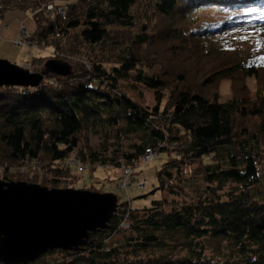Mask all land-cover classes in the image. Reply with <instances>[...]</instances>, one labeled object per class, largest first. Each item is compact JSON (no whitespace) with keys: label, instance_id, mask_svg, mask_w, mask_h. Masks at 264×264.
Segmentation results:
<instances>
[{"label":"trees","instance_id":"16d2710c","mask_svg":"<svg viewBox=\"0 0 264 264\" xmlns=\"http://www.w3.org/2000/svg\"><path fill=\"white\" fill-rule=\"evenodd\" d=\"M49 3L65 13L48 14ZM17 7L33 13L31 35L39 49H50L28 62L34 72L56 59L72 73H50L37 87H0L1 180L66 189L81 175L61 165L74 151L86 167L121 175L124 165L135 174L146 149L169 154L151 206L119 203L87 246L28 264H264V99L206 94L225 78L234 86L242 76L264 80V0H172L168 10L159 0H0L1 15ZM203 9L227 16L199 21ZM93 25L102 31L97 41L88 38ZM235 29L256 30L260 41L238 48L231 37L214 53L235 59L201 87L188 84L185 72L176 79L145 60L146 48L158 43L196 41L209 53L216 47L203 41ZM125 82L154 91L155 105L135 101ZM91 136L99 137L97 146ZM26 163L35 167L24 175ZM187 174L201 177L202 186L187 192ZM120 233L123 241L109 242Z\"/></svg>","mask_w":264,"mask_h":264},{"label":"rangeland","instance_id":"374dc122","mask_svg":"<svg viewBox=\"0 0 264 264\" xmlns=\"http://www.w3.org/2000/svg\"><path fill=\"white\" fill-rule=\"evenodd\" d=\"M171 5L172 0H159V6L163 10L170 9ZM226 16L227 13L215 9H203L195 14V17L199 21H215ZM21 26L25 27L31 34L35 31L37 25L33 13L30 10H23L17 7L14 9H7L2 15L0 14V58L23 67L28 65V62L39 54L50 55V49H36L28 45H17L16 41L21 38ZM91 27L92 29L88 33V38L91 41H97L100 38L102 31L95 25ZM81 29H83V27H81ZM256 33V30L235 29V31H229L228 33L215 36L211 40H205L203 42L207 47H216L209 53L202 51V48L199 47V42L196 41H191L187 44L178 41L169 42L167 44L158 43L154 46L149 45L144 52L145 60L153 63L159 72H168L171 75H174L176 79H178L180 74H184L183 72H185L188 84L195 87H201L207 74L223 67L222 65H226L235 59L231 53L224 51L214 53L218 48L221 49V45L226 41H229L231 37H234L235 40H237V43L234 45L237 47L243 46L244 48H249L260 41V39L257 38ZM242 37L243 39L240 40ZM97 49L100 50L99 48ZM173 80L174 78L171 81ZM237 82H239L237 83V86H234V82L231 79H222L220 82H217L214 86L210 87L209 90L207 89L206 94L212 95L213 93H219L220 99L223 101L229 100L234 96L243 95H246L253 100L261 95L264 99L263 79H258L254 76H242L240 81ZM122 85L125 91L141 105H155L156 94L154 91L148 90L142 85H132L126 82ZM90 142L93 146H97L100 139L97 136H91ZM130 143L131 142L126 141L123 144L124 149H128ZM168 158L169 154L164 150L160 152L157 159L148 163H140L135 168V174L130 179L131 185L127 188H117V184L119 183L118 178L121 175V171L112 167H99L97 169L87 167L85 172L81 173L80 176L70 177V181L67 182L69 183L68 188L74 187L75 189H87L101 193H112L118 198L119 203L128 201L133 208L148 207L151 206L153 200H156L161 196L159 190L156 192H153V190L155 184L158 182L157 175ZM34 167L33 163H26L24 166L20 167V171L22 174L27 175L32 168L34 169ZM73 169L76 171L75 173L78 172V167H73ZM40 172L43 174V169L41 170L40 168ZM24 181L41 184L30 182L28 180ZM146 181L147 184L145 187L139 186V183ZM182 184L185 186L186 191L189 192L190 189L192 190L193 188L201 187L202 179L201 177H191L190 174H187L186 179H184ZM118 240H124L122 233L115 234L109 242L115 243Z\"/></svg>","mask_w":264,"mask_h":264},{"label":"water","instance_id":"95a60500","mask_svg":"<svg viewBox=\"0 0 264 264\" xmlns=\"http://www.w3.org/2000/svg\"><path fill=\"white\" fill-rule=\"evenodd\" d=\"M50 73L67 76L72 66L50 59L34 72L0 58V87H37ZM118 207L112 193L0 179V264H28L49 251L87 246Z\"/></svg>","mask_w":264,"mask_h":264},{"label":"built area","instance_id":"2783aa9c","mask_svg":"<svg viewBox=\"0 0 264 264\" xmlns=\"http://www.w3.org/2000/svg\"><path fill=\"white\" fill-rule=\"evenodd\" d=\"M46 11L48 14H53V13H65L64 7L62 6H56L53 3H49L46 6ZM17 45H28L32 46L36 49H38V45L33 39V36L31 33L28 32V30L21 26V38L16 41ZM28 69L33 71L32 65L29 63L28 65H25ZM159 157V151L151 148V149H146L145 153L141 157V161L143 163H148L153 161L154 159H157ZM61 165L64 167H78V172L83 173L85 169L87 168L85 164H82L78 158V153L77 151H74L71 155L66 157L64 160H62ZM134 174V167H130L127 165L122 166V175L121 178L119 179V183L117 184V188L120 187H128L131 185L130 179ZM147 181L143 183H139V186L145 187Z\"/></svg>","mask_w":264,"mask_h":264},{"label":"snow or ice","instance_id":"6c2138e0","mask_svg":"<svg viewBox=\"0 0 264 264\" xmlns=\"http://www.w3.org/2000/svg\"><path fill=\"white\" fill-rule=\"evenodd\" d=\"M242 39H243V37H242Z\"/></svg>","mask_w":264,"mask_h":264}]
</instances>
